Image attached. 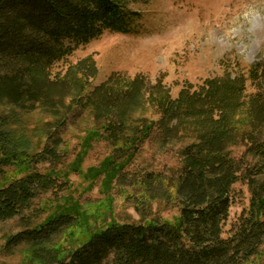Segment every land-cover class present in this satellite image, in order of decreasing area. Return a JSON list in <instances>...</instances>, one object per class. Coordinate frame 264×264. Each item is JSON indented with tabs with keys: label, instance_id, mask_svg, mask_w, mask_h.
I'll list each match as a JSON object with an SVG mask.
<instances>
[{
	"label": "trees",
	"instance_id": "1",
	"mask_svg": "<svg viewBox=\"0 0 264 264\" xmlns=\"http://www.w3.org/2000/svg\"><path fill=\"white\" fill-rule=\"evenodd\" d=\"M139 20V13L127 9L121 0H0V98L19 110H35L50 90L63 91L60 82L50 76L55 64L106 31L137 33ZM248 76L260 93L250 97L257 107V117L254 121L249 116L246 137L250 143L240 158L233 157L228 148L236 135L216 130L218 126L211 117H215L216 109L221 110L216 122L224 124L229 112L242 104V78L227 79L221 84L208 80L206 90L193 94L182 91L176 100L165 94L156 101L160 119L141 121L136 128L133 126V133H125L129 124L123 115L119 122L108 120L99 135L94 133L112 144L114 154L89 168L86 174L94 180L100 178L101 189H111L126 176L133 180L130 186L135 188L136 181L125 172V166L154 130H160L167 138L174 119L199 118L194 139L181 149V164L167 180L173 184V204L178 211L173 221L161 217L136 223L114 221L90 232L59 257L47 246L69 227L87 219L88 213L79 201L62 197L52 205L34 209L31 217L20 215L69 173L28 172L19 178L3 179L8 181L0 186V221L20 215L27 224L48 208L50 213L34 226L28 225L11 235L3 248H34L37 253L32 261L37 255H52L54 264H244L256 257L264 244V143L257 142L258 131L264 127V60L252 65ZM78 82H72L71 88L64 83V87L74 91ZM65 119L66 116L59 124ZM9 124L10 119L0 114V170L24 162L30 166L46 161L58 163L62 157L61 142L53 138L55 131L49 133L41 150L30 153L27 147L14 142L12 131L7 129ZM247 155L257 162L247 165ZM78 165H71L70 171L78 172ZM144 177L147 184L160 185L165 179L162 173L153 172ZM242 179L250 192L248 206L223 237L232 205V186ZM129 199L138 212L147 208V203L137 201L135 196Z\"/></svg>",
	"mask_w": 264,
	"mask_h": 264
},
{
	"label": "rangeland",
	"instance_id": "2",
	"mask_svg": "<svg viewBox=\"0 0 264 264\" xmlns=\"http://www.w3.org/2000/svg\"><path fill=\"white\" fill-rule=\"evenodd\" d=\"M121 1L127 9L139 13L137 33L106 31L78 46L50 70L51 78L60 82L63 91L50 90L31 112L19 110L0 98V114L10 119L7 129L12 131L15 143L35 153L48 142L49 133L55 131L53 138L60 139L62 153L56 164L46 161L30 166L24 162L3 167L0 186L8 181L4 178H19L28 172H69L20 215L31 217L34 209L52 205L62 197L79 201L88 213L87 219L69 227L47 246L59 257L81 243L90 232L111 222L136 223L156 217L171 222L178 216L173 204V184L167 180L181 164V149L194 139L199 118L174 119L167 138L160 130H154L125 166V172L136 181L135 188L130 186L133 180L126 176L111 189H101V179H91L86 172L114 154L112 144L94 135L100 134L108 120L116 123L123 118L121 115L125 116L129 124L125 133H133L141 121L160 119L156 101L165 94L176 100L182 91L193 94L206 90L208 80L221 84L227 79L242 78V104L229 112L224 124L216 122L221 110L216 109L215 117H211L218 126L216 130L236 135L234 144L228 148L233 157L240 158L250 143L246 137L251 123L249 116L254 121L257 117V107L250 97L260 92L248 73L252 65L264 60V0ZM77 80V89L69 91ZM100 87L103 90L92 95ZM65 116L62 126L59 122ZM257 126L258 120L254 128ZM257 142L264 143V127L258 131ZM245 162L255 164L257 159L247 155ZM77 163L79 171L71 172V165ZM147 172L162 173L164 183L147 184L144 177ZM128 181L130 184H126ZM132 196L146 202L147 208L138 212L129 199ZM231 196L223 237L248 206L247 182L238 180L232 186ZM49 210L27 224L20 215L0 221V264H54L52 255H37L39 259L32 261L37 253L34 248L21 246L11 251L3 248L11 235L42 221ZM244 264H264V244L260 253Z\"/></svg>",
	"mask_w": 264,
	"mask_h": 264
}]
</instances>
